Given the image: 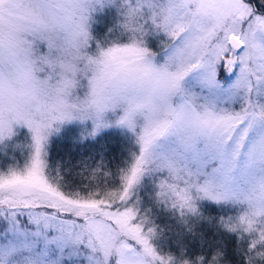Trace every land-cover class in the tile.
Here are the masks:
<instances>
[{
	"label": "snow or ice",
	"instance_id": "1",
	"mask_svg": "<svg viewBox=\"0 0 264 264\" xmlns=\"http://www.w3.org/2000/svg\"><path fill=\"white\" fill-rule=\"evenodd\" d=\"M0 264H264V0H0Z\"/></svg>",
	"mask_w": 264,
	"mask_h": 264
},
{
	"label": "trees",
	"instance_id": "2",
	"mask_svg": "<svg viewBox=\"0 0 264 264\" xmlns=\"http://www.w3.org/2000/svg\"><path fill=\"white\" fill-rule=\"evenodd\" d=\"M54 149H55V151L58 152L59 154H61V155L63 154L61 148H59V147H57V146H54Z\"/></svg>",
	"mask_w": 264,
	"mask_h": 264
}]
</instances>
